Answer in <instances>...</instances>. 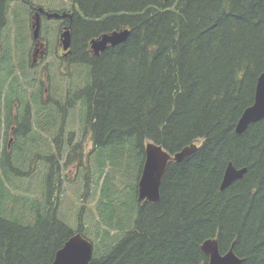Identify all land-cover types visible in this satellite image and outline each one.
Masks as SVG:
<instances>
[{
    "label": "trees",
    "instance_id": "16d2710c",
    "mask_svg": "<svg viewBox=\"0 0 264 264\" xmlns=\"http://www.w3.org/2000/svg\"><path fill=\"white\" fill-rule=\"evenodd\" d=\"M12 1L0 0V44ZM71 2L74 63L87 81L65 88L86 107L94 149L75 178L35 144L43 137L28 146L49 160L26 168L0 142V264H52L78 232L94 244L91 264H209L201 247L213 238L222 254L233 247L243 264H264V119L236 132L264 73V0ZM125 29V42L90 51ZM148 143L170 154L198 146L169 163L158 203L138 200ZM229 163L247 172L222 191ZM64 183L83 185L82 205Z\"/></svg>",
    "mask_w": 264,
    "mask_h": 264
},
{
    "label": "flooded vegetation",
    "instance_id": "af4514ba",
    "mask_svg": "<svg viewBox=\"0 0 264 264\" xmlns=\"http://www.w3.org/2000/svg\"><path fill=\"white\" fill-rule=\"evenodd\" d=\"M36 3L24 0L20 3L21 7L25 4L29 9H22L20 13L21 16L26 14L29 17V43L14 38L10 33L4 34L0 44V76L2 69L8 70L6 80L10 75L11 78L5 84L10 86L12 95L10 100L3 102L4 108L0 109V134L4 138L3 145L10 153L19 135L24 138L23 144L27 138L46 137L45 135L51 137L54 143L52 156L57 158L59 166L75 171L76 178L80 169L90 163L94 144L92 130L85 116V105L75 99L73 91L65 88L69 85L78 88L86 84L81 82L82 75L75 70V67H84L74 63L75 52L72 50L74 39L71 23L75 7L72 4L69 9L52 10L44 4ZM36 21L40 22L38 37L34 35ZM68 30L71 33V46L65 50L62 36ZM51 34H56L57 37L53 49ZM90 51L96 55L91 45ZM6 80L4 79L5 82ZM2 85L3 78L0 77V90ZM78 109L81 114L80 126L76 119ZM58 138L61 139L62 146L56 144ZM65 143L68 145L65 146ZM27 144L22 145L18 151L21 148H24L21 152L26 151ZM40 159L42 163H46L49 155L41 156ZM23 163L28 166L26 161Z\"/></svg>",
    "mask_w": 264,
    "mask_h": 264
},
{
    "label": "water",
    "instance_id": "95a60500",
    "mask_svg": "<svg viewBox=\"0 0 264 264\" xmlns=\"http://www.w3.org/2000/svg\"><path fill=\"white\" fill-rule=\"evenodd\" d=\"M40 22L36 21L34 35L38 37ZM130 34L129 29L104 34L90 42L91 49L96 55L104 52L108 46H116L126 41ZM63 38L64 49L71 46V33L66 31ZM264 119V73L260 75L255 92L253 105L242 114L236 125L238 134L244 133L248 127ZM198 149L196 144L182 148L175 154H170L155 143H148L145 147V162L138 182V200L140 202L158 203L161 195V184L170 162H182ZM247 168H236L229 163L224 174L221 190L229 188L235 181L244 177ZM203 252L209 257V264H243L233 247L225 254L219 249L218 239H208L202 245ZM94 254V244L80 232L73 235L56 253L52 264H91Z\"/></svg>",
    "mask_w": 264,
    "mask_h": 264
},
{
    "label": "rangeland",
    "instance_id": "374dc122",
    "mask_svg": "<svg viewBox=\"0 0 264 264\" xmlns=\"http://www.w3.org/2000/svg\"><path fill=\"white\" fill-rule=\"evenodd\" d=\"M30 1H33V2L36 1L39 4L40 3L44 4L46 7H50L52 10H61L62 8L69 9V8H71V5H72L71 0H30ZM21 2H22V0H13L11 2V6H10L11 15L9 16L10 21H9L8 27L6 29L9 31L6 32V34L11 33V36H13L14 38L22 39L23 42L29 43L31 31L28 29V25H29L30 21H28V19H27L28 15H26V14H24L25 16L20 15V13H22V11H23L22 9H24L26 11H29V9L27 8L28 6H26L25 4H22V7H21V5H20ZM50 39H51V49H53L56 46V39H57L56 34H51ZM75 70L77 73H80L82 75L81 82L85 83L87 81V77H86L87 76V68H83V69H79V68L76 69L75 68ZM2 71H3L2 76H0L1 78H3V85H2V89L0 90V91H2V94H0V109L1 110H2V108H4L3 105H4L5 101L10 100L12 98V95L10 93L11 88H10V86H7L5 84V83H8L10 81L9 78H11L10 77L11 75L6 80L8 70L2 69ZM4 76H5V78H4ZM4 79L6 80V82H4ZM19 82H21V80H19ZM12 104H13V102H12ZM80 109H78V111L76 112L77 113L76 119H77L78 126L81 125ZM0 122H1V120H0ZM1 126H2V122H1L0 127ZM45 136L46 137L42 136L43 138L39 139V143L36 142L35 144L36 145L39 144L40 146L44 145L46 149L43 148V150H46V153H51L54 150L53 139L51 137H48L47 135H45ZM37 137H40V136H37ZM3 140H4V138L1 137V134H0L1 144L3 143ZM19 141L20 140L15 141V143L13 144L14 148L12 149V152H11V154L16 153V156L18 154L19 159L22 160V161L16 163V165L23 162V160L28 163V166H30L34 163H40L41 162V159H40L41 155L36 150L32 149L30 146L27 147L26 151L18 153L19 148L22 146V141H21V143H19ZM27 142H28L27 145H30L32 142H34V139L33 140L29 139ZM21 165L24 168H26V166H27L25 163H22ZM61 168H62V170H64L62 172L67 173L69 177L70 176L74 177L75 171L72 172L71 168L70 169L65 168L63 165L61 166ZM80 178L83 180L84 176L82 174H80ZM38 179L40 181H44L43 175H41ZM64 181H67V180H64ZM102 182H103V180H102ZM133 183H134V181L132 180V184ZM82 186H83L82 184H80V185L75 184V186H72V185H66V183H64V188H65V192H66V196L68 197V200L72 199L71 202L77 203L79 206L82 204H81L79 198H77L76 196L82 195V193L84 191ZM136 187L138 188L137 182H136ZM132 195H133V193L131 190L124 189L123 198L121 199V201L123 203H128V202L132 203V198L130 199V197H132ZM126 198H129L130 200H127ZM87 200L89 201L88 206L95 205V200H94V202H92L91 196ZM71 202H68V205L65 206L66 213H67V209L70 208V210H68V212L69 211L71 212V213H69L70 216H72L74 213L73 208H71V206H70ZM83 216L84 217L82 218V221L89 224L88 226H89V230L91 233H95V229H94V227H92L90 219L87 216H85V214H83ZM118 234L119 233L117 232L116 235H118Z\"/></svg>",
    "mask_w": 264,
    "mask_h": 264
},
{
    "label": "bare ground",
    "instance_id": "6f19581e",
    "mask_svg": "<svg viewBox=\"0 0 264 264\" xmlns=\"http://www.w3.org/2000/svg\"><path fill=\"white\" fill-rule=\"evenodd\" d=\"M195 222V221H194Z\"/></svg>",
    "mask_w": 264,
    "mask_h": 264
}]
</instances>
